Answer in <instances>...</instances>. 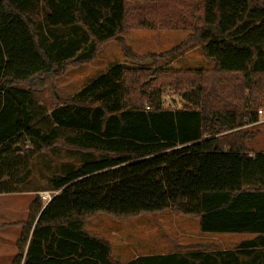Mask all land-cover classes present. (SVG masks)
Wrapping results in <instances>:
<instances>
[{
	"label": "trees",
	"instance_id": "16d2710c",
	"mask_svg": "<svg viewBox=\"0 0 264 264\" xmlns=\"http://www.w3.org/2000/svg\"><path fill=\"white\" fill-rule=\"evenodd\" d=\"M142 29L188 35L144 55L123 43L134 66L117 63L70 98L58 96L68 67ZM195 47L213 68H167ZM165 85L183 107L165 106ZM43 89L51 109L35 96ZM263 105L264 0H0V193L38 190L26 184L45 150L88 158L48 183L47 204L31 201L11 264H121L88 219L166 210L198 219L202 233L255 235L216 255L244 252L264 263V150L247 149L255 135L247 126L259 123Z\"/></svg>",
	"mask_w": 264,
	"mask_h": 264
},
{
	"label": "rangeland",
	"instance_id": "374dc122",
	"mask_svg": "<svg viewBox=\"0 0 264 264\" xmlns=\"http://www.w3.org/2000/svg\"><path fill=\"white\" fill-rule=\"evenodd\" d=\"M187 35L188 32L183 30H127L121 34L123 42L115 39L108 41L90 63L68 67L67 71L56 79L55 86L58 96L62 100L70 98L117 63L134 66L124 57L123 43L129 46L136 54L144 55L166 51L181 43ZM213 67L214 63L208 61L198 47L186 51L182 56L176 57L167 66V68L181 70L211 69ZM162 90L166 107L176 108L185 105L183 99L174 92L172 87L165 85L162 86ZM35 96L41 105L49 109L55 103L53 97L46 89L35 91ZM261 109H264V105L261 106ZM247 127L255 132L254 137L247 143V149L250 152L264 150V121L248 125ZM27 147L32 149L30 145ZM18 152L22 157L23 152L21 150H18ZM73 154L75 152L70 153L64 147L43 151L42 154L34 157L32 181L26 184V186H31L38 190L0 194V238L5 240L4 243L12 244L18 239L21 232L19 222L27 219L29 206L34 197L38 195L43 203L47 204V201L41 197V192L50 191L54 194L55 191L47 189L50 188V183L67 171L77 168L83 161L88 159L84 158L82 160L78 158L79 154H76V157ZM198 227V219L179 215L170 210L125 218H115L105 213H99L89 218L87 224V229L90 232L107 238L117 254L123 252V250L125 252H132V250L143 251L144 247L151 244L150 237L154 233L159 236L153 239L152 244L156 240H164V244H168L167 238L164 237V232H167V230L171 234L175 233L176 229H178L177 231L186 229L190 232H195ZM232 240H228L230 242L229 246L233 243Z\"/></svg>",
	"mask_w": 264,
	"mask_h": 264
},
{
	"label": "crops",
	"instance_id": "0c3cea01",
	"mask_svg": "<svg viewBox=\"0 0 264 264\" xmlns=\"http://www.w3.org/2000/svg\"><path fill=\"white\" fill-rule=\"evenodd\" d=\"M177 230L178 229L172 234L169 233L168 230L167 232H164V237L167 238L166 241L168 244H164V240H156L154 243L155 245L152 244L153 239H156L159 236L154 233L150 237L151 244L144 247L143 251L132 250V252H125V250H123L124 254L123 252L117 254L112 248V255L114 259L121 264H126L141 256H160L161 261L155 264H257L259 259V257H256L255 255H248L244 252L236 256L216 255L217 252L233 250L242 242L254 239L255 235L237 233H202L200 231V223L195 232H190L186 229ZM228 240L233 241L231 246H229L230 242ZM4 241V239L0 238V264H10L18 251L17 240L12 244L4 243ZM200 244L201 246L203 245V247H199L198 245ZM210 255L214 257V261L210 260Z\"/></svg>",
	"mask_w": 264,
	"mask_h": 264
},
{
	"label": "built area",
	"instance_id": "2783aa9c",
	"mask_svg": "<svg viewBox=\"0 0 264 264\" xmlns=\"http://www.w3.org/2000/svg\"><path fill=\"white\" fill-rule=\"evenodd\" d=\"M259 122L264 121V109L259 110ZM53 195L50 191L41 192V197L47 201V203L53 198Z\"/></svg>",
	"mask_w": 264,
	"mask_h": 264
},
{
	"label": "water",
	"instance_id": "95a60500",
	"mask_svg": "<svg viewBox=\"0 0 264 264\" xmlns=\"http://www.w3.org/2000/svg\"><path fill=\"white\" fill-rule=\"evenodd\" d=\"M17 150H20V147H16Z\"/></svg>",
	"mask_w": 264,
	"mask_h": 264
}]
</instances>
